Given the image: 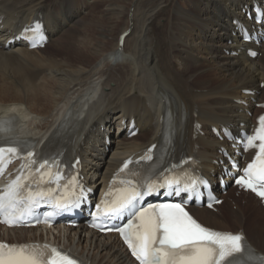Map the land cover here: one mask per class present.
<instances>
[{
	"label": "bare ground",
	"instance_id": "obj_1",
	"mask_svg": "<svg viewBox=\"0 0 264 264\" xmlns=\"http://www.w3.org/2000/svg\"><path fill=\"white\" fill-rule=\"evenodd\" d=\"M99 1L109 4L106 14L110 19L96 12ZM124 2L0 0V15L6 18L0 28V115H13L14 132L33 136L45 146L68 112L77 127L68 136V151L80 150L89 181L100 186L124 157L157 139L162 110L170 106L177 127L173 155L200 145L204 169L209 174L218 172L213 161L220 142L209 126L250 123L247 108L236 100L246 99L250 111L253 98L264 101L260 85L264 82V40L256 46L233 35L232 19L245 18L243 7L250 0ZM39 11L50 35L46 46L29 50L26 43H10V30L30 22ZM112 23H124V28L110 45L102 34ZM126 30L130 34L119 49V37ZM52 45L56 53L46 51ZM242 46H253L261 55L255 59L245 52L235 55ZM246 90L256 93L247 95ZM124 116H134L137 125L145 129L134 138L125 132L118 134ZM195 119H200L207 131L197 139L192 129ZM106 135L111 137L110 143ZM225 199L233 207L191 209L209 227L245 230L247 241L264 253V204L235 186ZM227 220L238 228L224 227ZM57 232L64 236L55 235V243L71 248L92 264H134L114 234L97 235L83 226ZM38 237L42 238L39 228L3 230L0 226V238L12 242Z\"/></svg>",
	"mask_w": 264,
	"mask_h": 264
},
{
	"label": "snow or ice",
	"instance_id": "obj_2",
	"mask_svg": "<svg viewBox=\"0 0 264 264\" xmlns=\"http://www.w3.org/2000/svg\"><path fill=\"white\" fill-rule=\"evenodd\" d=\"M39 27V26H37ZM35 46V45H33ZM259 141V144L255 142ZM246 148L259 151L255 160L245 168V176L236 182L264 197V116L259 118V127L247 137ZM16 148H0V161L4 154H15ZM32 153H29L31 156ZM48 161L40 165L47 166ZM124 167H127L125 163ZM40 169H37L40 172ZM0 168V172H2ZM50 173L40 172L41 179ZM169 186L172 181L167 182ZM161 187L163 185H160ZM21 177L11 181L0 195V217L13 225L23 222L32 214L43 193L29 194L21 198ZM156 185L149 183L147 191L141 193L133 186L123 190L117 200L108 206L112 215H120L135 208V201L155 191ZM63 207V205H58ZM48 215H51L49 213ZM123 236L133 256L140 264H236L235 256L244 251L242 234L219 232L202 226L180 204L162 203L149 205L135 211L133 219L117 229ZM0 264H76L69 256L50 245L8 244L0 242Z\"/></svg>",
	"mask_w": 264,
	"mask_h": 264
},
{
	"label": "rangeland",
	"instance_id": "obj_3",
	"mask_svg": "<svg viewBox=\"0 0 264 264\" xmlns=\"http://www.w3.org/2000/svg\"><path fill=\"white\" fill-rule=\"evenodd\" d=\"M90 1H93V0H89V2ZM99 2L100 3H97L96 2L97 3V5H96L97 6L96 12L98 13V15H100L104 19H110L109 16L106 14L107 8L109 7V4L106 1H99ZM128 2H129V0H125L124 4L125 3L127 4ZM56 5L58 7L60 5V2H57ZM130 9H131V6H130ZM103 12H105V14ZM126 18H127V16L124 15L123 19L125 20ZM161 20H162V18H161ZM100 28H102V27H100ZM100 28H98V29H100ZM123 28H124V23H119V24H115V25L112 23V24H110L107 27V30L104 31V33L102 34V37L108 39L110 45L111 44L113 45L116 42V38H117L118 34L122 31ZM110 31H111V34H110ZM106 33L108 34V36L105 35ZM97 35H98V32H95L94 33V38H96ZM73 37H75V36H72L71 38H73ZM118 47H120V46L118 45ZM119 49H121V47ZM46 51H49L50 53H56L57 52L56 48H54L53 45L52 46H49L48 49H46ZM257 111L259 112V111H261V109H257ZM240 198H241L240 201L243 202V200H244L243 196H241ZM232 205L233 204H232V202L230 200L227 201L225 199L224 202L222 204H220L219 206H220V208L221 207L223 208L225 206H229L231 208ZM234 208L236 209V206H234ZM223 226L226 227V228H232V229L238 228L237 224H235L232 220H229V222L227 220L226 222L223 223Z\"/></svg>",
	"mask_w": 264,
	"mask_h": 264
}]
</instances>
